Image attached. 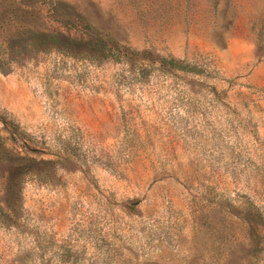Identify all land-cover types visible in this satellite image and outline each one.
<instances>
[{
    "label": "rangeland",
    "instance_id": "1",
    "mask_svg": "<svg viewBox=\"0 0 264 264\" xmlns=\"http://www.w3.org/2000/svg\"><path fill=\"white\" fill-rule=\"evenodd\" d=\"M25 3L0 0V264H264V0ZM26 30L70 49L8 59Z\"/></svg>",
    "mask_w": 264,
    "mask_h": 264
},
{
    "label": "trees",
    "instance_id": "2",
    "mask_svg": "<svg viewBox=\"0 0 264 264\" xmlns=\"http://www.w3.org/2000/svg\"><path fill=\"white\" fill-rule=\"evenodd\" d=\"M22 5H26L25 0H21ZM13 12V11H12ZM23 33V31L21 32ZM27 34V38L23 35ZM24 34L19 35L17 37H11L7 40L6 45V54L8 59L18 60L19 55L23 53V50L27 47L35 48L36 50H49L52 48H63V51L68 52L70 49L69 42H61V36L59 34H50L46 32L39 31H25ZM98 54L87 56L88 58L104 60V59H119L115 54L111 53V49L104 45L100 46ZM107 49V50H106ZM136 54V52L132 51L131 56ZM162 63L170 68L176 70H183L187 72H197L193 66H190L187 62L183 60H178L174 57H166L162 59ZM2 65V61L0 59V66Z\"/></svg>",
    "mask_w": 264,
    "mask_h": 264
}]
</instances>
